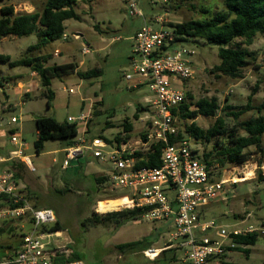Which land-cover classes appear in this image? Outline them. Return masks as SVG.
Here are the masks:
<instances>
[{
  "label": "rangeland",
  "instance_id": "obj_1",
  "mask_svg": "<svg viewBox=\"0 0 264 264\" xmlns=\"http://www.w3.org/2000/svg\"><path fill=\"white\" fill-rule=\"evenodd\" d=\"M41 1L5 0L0 3V9L3 5H13L17 13L29 12L32 7L34 10L36 6L42 8ZM137 6L147 22L157 27L156 20L160 17L167 24L210 16L223 8V0H137ZM76 11L81 15V20L66 21V40L51 42L46 47L30 51V46L38 43L35 34L0 39V55H9L12 60L50 54L52 58L49 65L74 62L81 71L92 68L103 71L102 76L92 79H81L77 74L53 79L52 89L56 98L48 106L46 99L36 92L29 94V97L25 96L27 85L17 75L29 73L30 68L10 67L0 61V81L8 83L7 88L0 84V156L14 148L10 143L11 134L19 133L27 145L25 155L30 156L36 169L34 172L29 167L26 172L24 169L17 170L20 172L22 193L32 205L54 211L62 225V232L60 236L53 233L50 239L57 245H68L70 255L75 252L84 264H185L188 249L180 245L182 239L172 240V220L153 222L141 218L121 227H116L115 222L83 227L82 222L93 212L102 214L125 209L118 207L117 210L104 212L99 209L100 204L131 191L114 189L107 181L96 182L97 177L108 174L111 168L109 163H101L88 151L82 158L72 161L70 167L63 168L65 143L61 140L46 142L41 154L35 149L38 138L37 118L51 116L64 122L68 116L77 117L82 110H89L91 101L94 104L89 122L91 130H87V138L103 135L115 142V137L123 133L125 119L134 125L131 143L139 140L144 130L141 122L144 114L139 113L138 118L135 115L139 107L147 105L145 99L151 96V92L147 86L135 88L133 82L125 79V73L132 71L130 58L133 37L143 24V17L127 14L125 0H81ZM76 34H79V38H76ZM185 46L192 52L190 59L193 78L181 83L179 79L172 77L173 86L187 89V93L193 96V99L187 96L192 110H196V102L205 97H216L220 104L216 116L195 118L200 128L211 127L220 116L225 118L229 128L233 127L235 120L224 115L230 112V109L225 112L226 108H244L250 104L253 108L243 114L239 121L264 116V109L261 112L258 110L264 104V35H258L251 46V50L258 55L256 60L243 69V79L211 73V69L220 63L218 44L199 39L197 42H187ZM84 47L89 49L88 53H83ZM70 87L75 89V94L64 91V88ZM96 104L100 113L93 116ZM12 117L19 118V121L11 123ZM5 119L9 121L7 124L4 123ZM107 122H110L111 127H106ZM180 125L185 131V124ZM212 146L213 143L206 145L198 142L200 160L204 161V152L210 151ZM249 150L255 152L254 148ZM7 170L15 171L14 168ZM211 170L215 179L227 180V194L224 200L216 201L203 209L202 220H215L219 226L228 230H245L253 226L255 232L259 233V238L250 247L249 258L242 252L228 250L210 264H219L221 260L240 264H264V181H259L260 172L264 175V158L255 154L254 159L245 165H216ZM246 172L253 174L250 178L243 179ZM6 204L0 202V206L5 207ZM9 227H13L15 232L9 233ZM30 227L28 218L0 219V245L4 247L7 257L15 254V248L21 240L20 235ZM196 234L200 233L196 231ZM207 235L213 237L215 234L209 232ZM147 236L151 239L150 247L159 250L158 258L150 259L144 252L121 253L116 248L120 243L142 240ZM226 244H229L228 241ZM163 250H167L166 258L161 255Z\"/></svg>",
  "mask_w": 264,
  "mask_h": 264
},
{
  "label": "built area",
  "instance_id": "obj_2",
  "mask_svg": "<svg viewBox=\"0 0 264 264\" xmlns=\"http://www.w3.org/2000/svg\"><path fill=\"white\" fill-rule=\"evenodd\" d=\"M131 16H142L143 24L133 37L130 58L131 72L125 79L134 83L135 88L147 86L151 96L147 97L142 118L143 132L139 140L130 142L127 133H121V142L112 144L95 138L89 142L86 137L88 124L92 118V106L82 110L77 117L68 116L69 123L78 125L76 143L64 150L63 168L85 152H91L101 163H109L107 182L114 189L131 191L121 194L129 203L118 206L125 209L149 208L143 216L148 221L173 220L172 240H180L186 247L185 264H210L213 259L225 255L235 248L234 238L255 231L253 226L245 230L219 226L215 220L203 221L202 211L210 204L225 199L226 179L217 180L212 170L200 160L198 142L182 130L175 115L187 99V89L173 86L171 78L190 81L193 78L192 52L185 43L177 41L181 36L161 17L157 27L149 24L138 9L137 0H125ZM79 38V34H76ZM63 39H67V34ZM89 49L84 47L83 53ZM1 84V82H0ZM2 86V85H1ZM68 94H75L74 88H64ZM19 118H12L17 123ZM81 129V131H80ZM14 149L7 156H0V164L11 160H21L31 172L36 169L25 155V145L19 133H12ZM157 144H164L161 150L160 167H138L145 156ZM118 198V197H117ZM0 202L7 203L0 209V219L31 220V227L21 239L17 253L0 264H84L81 260L60 261L70 256L68 245L60 246L50 238L53 233L43 231L44 226L53 225L56 215L50 208L36 209L22 193V187L9 170L0 171ZM196 231L200 234L197 235ZM215 235L209 237L207 233ZM54 234L59 235L58 232ZM60 236V235H59ZM228 241L229 244H226ZM156 249H148L144 253Z\"/></svg>",
  "mask_w": 264,
  "mask_h": 264
},
{
  "label": "trees",
  "instance_id": "obj_3",
  "mask_svg": "<svg viewBox=\"0 0 264 264\" xmlns=\"http://www.w3.org/2000/svg\"><path fill=\"white\" fill-rule=\"evenodd\" d=\"M4 1L0 0V3ZM80 1L45 0L41 1L42 8L36 6L34 11L23 13L15 12L13 5H3L0 9V39L9 36L26 37L35 34L38 37V43L30 46V51H36L41 47H46L51 42L61 40L66 34V21L81 20V15L76 11V7ZM169 25L175 28L176 32L181 36L177 41L187 43L203 39L219 45L218 57L220 63L211 69V73L233 79H243V69L251 64V61L256 60V56L258 55L257 52L251 50V46L258 35H264V0H223V8L210 16L191 19L182 23L170 22ZM51 58L50 54H45L12 60L9 55H0V61L9 64L10 67H28L37 73L42 85L40 95L46 99L48 106H51L55 100L56 93L52 89L53 79L70 74H77L81 79H92L100 77L103 74L100 68L81 71L79 66L74 62L49 65L48 63ZM187 96L189 99H193L191 94L188 93ZM97 106L96 104L93 116L100 113ZM195 107L196 110H192V104L186 101L180 106L178 111L175 110V115L181 123L185 124V132L196 142L206 145L213 143L211 150L205 151L203 156V162L209 169L216 165L220 167L245 165L254 159L255 154L264 158V116L261 115L239 121V118L243 114L253 108L250 104L244 108H226L224 110L226 112L230 109V112L224 115L232 117L235 120V124L231 128L227 126L223 116L218 117L214 124L207 129L200 128L195 121L197 116H216L220 110V104L216 97L201 98L196 102ZM263 109L264 104L258 107L259 112ZM143 111L144 108L142 106L139 107L135 117L138 118V114L143 113ZM106 127H111L110 122L106 123ZM90 128L91 125L89 123L88 132H90ZM123 130L127 133L126 139L129 138L134 130L133 123L125 119ZM36 131L38 138L35 141V149L38 154H41L45 143L51 140L63 141L65 148L73 146L78 136V125L69 123L67 120L59 122L54 117L42 116L36 120ZM95 138L103 139L110 144L113 143L112 140L103 135L88 136L89 142ZM114 141L120 144L121 136L117 135ZM163 147L164 144L154 145L152 150L145 156V159L138 164V167H160L162 165L160 157ZM250 148H254L255 152L250 151ZM82 157L80 156L76 159ZM15 177L19 181L16 174ZM107 179L108 176L103 175L97 177L95 180L97 183H102L107 181ZM259 181H264L262 172H260ZM2 207L0 206V209ZM33 207L40 209L37 205H33ZM148 210L149 208H134L102 214L93 212L90 217L82 222V225L84 228H87L115 222L116 227H121L127 222L140 220ZM30 223L31 220H29ZM14 230L13 227H9L8 232L14 233ZM43 231L49 233L62 231V225L57 220L53 225L44 226ZM25 233L20 235L21 239ZM149 238L150 236H147L142 240L120 243L116 248L121 253L128 251L145 252L151 248V239ZM258 238L259 233L255 231L236 236L234 238L236 246L232 250L242 252L249 258L251 253L250 247L257 243ZM20 243L15 248V254L10 257L6 256L4 247L0 245V262H5L7 259L15 256ZM166 251H161V255L165 256V258ZM158 257L159 255L156 258ZM75 260L81 259L74 252L60 261ZM219 264L240 263L221 260Z\"/></svg>",
  "mask_w": 264,
  "mask_h": 264
},
{
  "label": "crops",
  "instance_id": "obj_4",
  "mask_svg": "<svg viewBox=\"0 0 264 264\" xmlns=\"http://www.w3.org/2000/svg\"><path fill=\"white\" fill-rule=\"evenodd\" d=\"M34 9L32 7L31 10H29V12H32ZM56 56V55H55ZM80 68V67H79ZM18 78H20L21 80H23L25 82V84L27 85V90L24 92L25 93V96L29 97L32 92H36L38 94H40L42 92V85H41V81H40V78L39 76H37V73L32 71L30 69V72H24V73H20L17 75ZM37 77V78H36ZM1 82V85L3 86V88H7L8 86V83L5 81V80H2L0 81ZM55 98H56V94H55ZM13 118V117H12ZM15 118V117H14ZM9 121L7 119L4 120V123L7 124ZM36 134H37V131H36ZM21 136V135H20ZM38 136V135H37ZM22 138V136H21ZM23 140V139H22ZM11 143V142H10ZM23 143L25 145V148H27V145L25 144L24 140H23ZM13 146V145H12ZM14 147V146H13ZM14 148L10 149V150H7L5 155L4 156H7L8 153L10 151H12ZM66 148L64 147L63 148V151L65 150ZM27 157L30 158V156L26 155ZM87 157V156H85ZM91 158V157H90ZM75 160V159H74ZM72 160V161H74ZM72 161L70 162L69 166H71L72 164ZM67 167V168H68ZM9 168H14L15 171L14 173L16 174L17 178L19 179V176H20V170H23L26 172V168L27 166L21 161V160H11V161H8V162H4V163H1L0 164V171H5ZM18 170V171H17ZM137 222V221H136ZM61 232L62 231H58L59 235H61ZM132 242V241H131Z\"/></svg>",
  "mask_w": 264,
  "mask_h": 264
},
{
  "label": "bare ground",
  "instance_id": "obj_5",
  "mask_svg": "<svg viewBox=\"0 0 264 264\" xmlns=\"http://www.w3.org/2000/svg\"><path fill=\"white\" fill-rule=\"evenodd\" d=\"M252 174H253L252 172H246L243 179L250 178ZM129 202H130L129 199L126 197H118V198L108 201L107 203L100 204L99 209L103 212L108 211V210H115V209L117 210L118 206H124L125 204H128ZM158 255H159V250H154L152 252H149V256L152 259H155Z\"/></svg>",
  "mask_w": 264,
  "mask_h": 264
}]
</instances>
